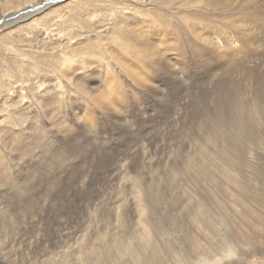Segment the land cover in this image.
<instances>
[{
    "label": "rangeland",
    "instance_id": "obj_1",
    "mask_svg": "<svg viewBox=\"0 0 264 264\" xmlns=\"http://www.w3.org/2000/svg\"><path fill=\"white\" fill-rule=\"evenodd\" d=\"M212 1L0 0V264H264V0Z\"/></svg>",
    "mask_w": 264,
    "mask_h": 264
},
{
    "label": "bare ground",
    "instance_id": "obj_2",
    "mask_svg": "<svg viewBox=\"0 0 264 264\" xmlns=\"http://www.w3.org/2000/svg\"><path fill=\"white\" fill-rule=\"evenodd\" d=\"M210 1H211V0H210ZM213 1H214V0H213ZM213 1H212V3H213ZM215 1H216V0H215ZM215 1H214V2H215ZM252 1H253V0H252ZM50 3H53V2L46 1L44 4H41V5H32V4H31L30 7H28V6L24 7V9H22L23 12H22L21 14H23L25 17H30V16H32V15L35 14V13L39 14V12H41L42 10H44L45 7L48 6ZM55 3H56V2H55ZM250 3H251V2H250ZM246 5H247V2H246ZM251 5H252V4H251ZM213 6H214V5H213ZM213 6H212V7H213ZM259 8H260V7H259ZM252 10H253V9H252ZM19 12H20V11H19ZM216 12H217V11H216ZM251 12H252V11H251ZM219 14H220V13H219ZM15 15H16L15 13H11V15L7 16L5 19H14V18H15ZM259 15H260V14H259ZM21 16H22V15H21ZM21 16H20V17H21ZM18 17H19V15H18ZM248 17H249V15H248ZM246 19H247V17H246ZM246 19H245V20H246ZM250 19H251V18H250ZM246 21H249V20L247 19ZM246 21H243V22H245V24H246ZM257 21H258V20H257ZM241 23H242V22H241ZM239 25H240V22H239ZM248 25H249V24H248ZM248 25H245V27L248 26ZM242 26H243V25H242ZM239 27H240V26H239ZM245 27H244V30H245ZM249 27H250V26H248V28H249ZM244 30L242 29L241 32H243ZM246 30H248V29H246ZM246 30H245V31H246ZM197 32H199V30H198ZM239 33H240V32H239ZM246 33H247V32H246ZM197 34H198V33H197ZM203 34H204V33H203ZM154 35H155V34H154ZM215 35H216V34H215ZM237 36H238V35H237ZM246 36H247V35H246ZM252 36H253V35H252ZM139 37H140V36H139ZM142 37H143V36H142ZM196 37H197V36H196ZM208 37H209V36H208ZM208 37H207V38H208ZM229 37L231 38V36H228V39H229ZM234 37H235V36H234ZM234 37H233V38H234ZM243 37H244V36H243ZM243 37H242V38H243ZM247 37H248V36H247ZM204 38H205V37H204ZM225 38H226V37H225ZM233 38H232V39H233ZM236 38H237V37H236ZM199 39H201V37H200ZM202 39H203V38H202ZM240 39H241V38H240ZM246 39H248V41H249L251 38H250V39H249V38H246ZM139 40H141V39H139ZM204 40H205V39H203V41H204ZM226 40H227V38H226ZM253 40H254V39H253ZM142 41L144 42L145 40H142ZM168 41H169V40H168ZM198 41H199V40H198ZM206 41H207V39H206ZM229 41H230V40H229ZM231 41H232V40H231ZM238 41H239V40H238ZM145 42H146V41H145ZM194 42H195V41H194ZM207 42H208V41H207ZM239 42H240V41H239ZM204 43H205V42H204ZM209 43H210V42H209ZM225 43H226V42H225ZM249 43H250V42H248V44H249ZM230 44H231V43H230ZM240 44H241V43H240ZM248 44H247L246 47H248ZM144 45L146 46L147 44L144 43ZM201 45H202V44H201ZM208 45H210V44H208ZM212 45H213V44H212ZM227 45H228V42H227ZM194 46H195V45H194ZM213 46H214V45H213ZM213 46H212V47H213ZM230 46H231V45H230ZM230 46H229V47H230ZM237 46H238V45H237ZM199 47H200V46H199ZM202 47H203V46H202ZM210 47H211V46H210ZM229 47H228V48H229ZM233 47H234V45H233ZM233 47H232V48H229L228 50H230V49H234ZM235 47H236V46H235ZM246 47H245V48H246ZM192 48H193V47H192ZM195 48H196V46H195ZM206 48H207V47H206ZM218 48H219V47H218ZM224 48H225V47H224ZM224 48H223V49H224ZM238 48H240V47H238ZM238 48H237V49H238ZM255 48H256V47H255ZM203 49H204V48H203ZM215 49H216V48H212V50H213V54L211 53L210 55H215V53H214V52H216ZM240 49H241V48H240ZM240 49H239V50H240ZM138 50H140V49L138 48ZM164 50H168V49H164ZM164 50H163V51H164ZM209 50H210V52L212 51L211 48H210ZM221 50H222V49H221ZM225 50H227V49H225ZM225 50H224V51H225ZM241 50H242V49H241ZM247 50H248V49H247ZM195 51H196V50H195ZM206 51H208V49L205 50V52H206ZM218 51H219V50H217V52H218ZM208 52H209V51H208ZM225 52H227V51H225ZM247 52H248V51H247ZM206 53H207V52H206ZM223 53H224V52H223ZM223 53H222V54H223ZM208 54H209V53H208ZM208 54L206 55V57H208ZM219 54H220L219 56H222L221 52H219ZM216 55H217V53H216ZM223 55H224V54H223ZM233 55H235V54H233ZM248 55H249V54H248ZM159 56H160V55H158V57H159ZM217 56H218V55H217ZM236 57H237V56H236ZM215 58H216V57H215ZM221 58H222V57H221ZM239 58H241V57H239ZM222 59H223V58H222ZM209 61H210V60H209ZM68 62H69V61H68ZM210 63H211V62H210ZM57 65H58V64H57ZM167 65H168V64H167ZM64 66H65V65H64ZM236 68H237V67H236ZM18 71H19V70H18ZM133 73H134V72H133ZM172 74H173V73H172ZM191 77H192V76H191ZM209 77H210V76H209ZM53 78H54V77H53ZM178 79H179V78H178ZM184 83H185V82H184ZM184 83H183V84H184ZM177 86H178V85H177ZM169 92H170V91H169ZM101 95H102V94H101ZM159 95H160V94H159ZM100 97H101L100 99L104 100L107 104H109V105L112 106V107H115L113 104H111V101L108 102V101L104 98L103 95L100 96ZM117 98H118V97H117ZM160 98H161V97H160ZM115 100H116V98H115ZM120 100H121V99H120ZM120 100H117V101H120ZM98 101H99V99H98ZM105 102H104V103H105ZM120 102H121V101H120ZM120 102H119V105H120ZM169 102H170V101H169ZM99 103H100V102H99ZM106 103H105V104H106ZM115 105H116V104H115ZM122 105H123V104H122ZM169 116H170V115H169ZM170 117H171V116H170ZM90 119H91V118H90ZM145 121H146V120H145ZM124 130H125V129H124ZM165 130H166V129H165ZM121 134H122V133H121ZM77 136H78V135H77ZM155 142H156V141H155ZM122 145H123V144H122ZM175 146H176V145H175ZM157 147H158V146H157ZM128 148H129V147H128ZM156 153H157V152H156ZM77 155H78V154H77ZM116 156H117V155H116ZM61 161H62V160H61ZM159 161H160V160H159ZM71 179H72V178H71ZM79 179H80V178H79ZM85 190H86V189H85ZM77 207H78V206H77ZM106 209H107V208H106Z\"/></svg>",
    "mask_w": 264,
    "mask_h": 264
}]
</instances>
